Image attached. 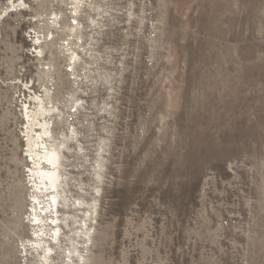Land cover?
<instances>
[{"label":"rangeland","instance_id":"obj_1","mask_svg":"<svg viewBox=\"0 0 264 264\" xmlns=\"http://www.w3.org/2000/svg\"><path fill=\"white\" fill-rule=\"evenodd\" d=\"M79 1L0 0V264L42 262L21 110L44 88L78 135L84 264H264V0Z\"/></svg>","mask_w":264,"mask_h":264},{"label":"bare ground","instance_id":"obj_2","mask_svg":"<svg viewBox=\"0 0 264 264\" xmlns=\"http://www.w3.org/2000/svg\"><path fill=\"white\" fill-rule=\"evenodd\" d=\"M73 1L74 4H80L79 0ZM17 3L18 6H16L21 7L20 11L26 9V0H10L8 8H14ZM78 7L75 6L74 8L75 14ZM57 21H54L53 25L57 26ZM91 23H94L93 19ZM74 24L75 26L72 25L70 28L79 26L77 21ZM37 44L40 45L39 39H37ZM71 51L69 60L74 63V60L79 57L75 50ZM50 95L48 88H44L40 96L37 94L30 95L29 101L24 103L21 110L25 124L22 131H24L26 158L30 162L28 177L32 188L29 225L33 227L32 238L34 239L28 241V245L39 254L41 259L38 260L42 261L41 264H58L55 262V258L61 253L67 259L68 264H84L83 251L80 250L84 247L74 246L73 239L78 237L90 241L92 218L89 215L88 205L81 200H76L72 204L76 211L87 210L81 219H77V215L68 216V211L62 212L59 209H70L67 201L68 195H66L69 191L65 190L67 188L66 165L63 159L65 152L71 151L68 143L75 140L77 142L78 135L73 125H69L71 127H68L67 132L63 131L55 136L52 121L54 119L62 120L64 113L57 104L52 102ZM78 148L81 153L83 149L80 146ZM72 228H75V231ZM68 245L71 247V251L64 249V246Z\"/></svg>","mask_w":264,"mask_h":264}]
</instances>
